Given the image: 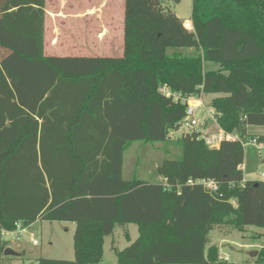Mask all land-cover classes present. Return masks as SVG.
<instances>
[{"label": "trees", "instance_id": "trees-1", "mask_svg": "<svg viewBox=\"0 0 264 264\" xmlns=\"http://www.w3.org/2000/svg\"><path fill=\"white\" fill-rule=\"evenodd\" d=\"M44 6L0 0V231L74 224V260L38 264H98L104 238L128 224L138 238L115 250L117 264H264V247L232 262L210 245L213 230H264V181L241 185L238 141L209 148L186 132L176 140L181 157L166 155L155 170L163 182L122 176L132 144L168 143L181 127L186 106L162 87L216 95L218 128L240 139L264 127V0H192L193 31L166 0H124L120 58L45 56ZM204 62L219 68L203 71ZM255 233L242 237H264ZM6 248L0 240V264L11 258Z\"/></svg>", "mask_w": 264, "mask_h": 264}, {"label": "rangeland", "instance_id": "rangeland-1", "mask_svg": "<svg viewBox=\"0 0 264 264\" xmlns=\"http://www.w3.org/2000/svg\"><path fill=\"white\" fill-rule=\"evenodd\" d=\"M59 4H55V0H47L46 9L62 8L67 10L69 5L73 8L85 7L87 4L97 5L101 0H59ZM88 1V3H87ZM170 10L182 21H190L192 11V0H166ZM69 4V5H67ZM123 5L124 0H107L106 14L113 17V27L119 30L116 33L117 41L120 47V53H115L110 48L103 50L101 55L105 56H120L123 46ZM113 6V7H112ZM111 10V11H109ZM108 22V17L106 19ZM110 27V26H108ZM48 28V27H47ZM111 28V27H110ZM109 28V29H110ZM113 35V34H112ZM47 37H49V28L47 29ZM183 55H195L193 49L180 50ZM61 52V51H60ZM62 53V52H61ZM46 55H67L57 52H50L45 49ZM71 54V53H69ZM75 55H78L74 53ZM219 66L215 63L204 62L203 71L217 70ZM216 95L205 94L202 96L203 101L201 108L198 111L197 118L199 120L204 117V107L211 111L209 104ZM215 123V122H213ZM211 124L214 127L215 124ZM210 126H205L202 130L208 131ZM184 131L180 128L178 133L172 135V139L164 144H133L123 156V178L126 180L136 178L150 183H159V177L155 176L157 166L162 162L163 158L168 155L170 158L179 159L181 157V149L176 143L178 137ZM264 134V127H249L247 129V141L250 138L257 139L258 136ZM244 162L241 167L243 171L244 181H264L260 177L264 173V165L261 162V156L264 154L262 148L255 143H246L244 146ZM249 233L240 234L232 233L226 234L221 231L213 230L209 234L211 245H216L219 248L220 255L228 258L232 262H241L249 259V253L258 251L259 248L264 247V237L260 238H243L242 236H249L261 233L262 229L249 227ZM253 231V232H251ZM30 232L34 234V239L37 240L36 246L32 245L30 236L27 233L22 234V239L11 240L9 237H4L3 241L7 242L8 247L19 253L18 257H11L3 262V264H38V259H55V260H74L73 251V234L74 227L72 223L67 222H45L37 221L34 223ZM127 233L132 238V241L138 236V231L135 225L117 226L113 233L104 239L103 257L100 264H116V255L112 247L118 250L126 247L130 242L127 238ZM224 258V257H223Z\"/></svg>", "mask_w": 264, "mask_h": 264}, {"label": "crops", "instance_id": "crops-1", "mask_svg": "<svg viewBox=\"0 0 264 264\" xmlns=\"http://www.w3.org/2000/svg\"><path fill=\"white\" fill-rule=\"evenodd\" d=\"M106 1L107 0H101L99 3H97L96 6L93 4H87V6L85 7L83 6V7L73 8L72 6L67 4L69 5V8L67 10H63L62 8H53L52 10H47L46 9L47 0H45V6H44L45 19H44V34H43L44 55L54 56V55L45 54V49L47 48L49 49L50 52L67 54V55H60L54 57L120 58L123 54V46H122V53L120 56L101 55L103 50L106 49L107 47L110 48V50L112 49L113 52L115 53L118 54L120 53L119 51L120 47L117 41L118 39L117 37H115L116 36L115 34L118 33L119 30L113 27L112 15L110 14L108 16L106 14L107 13L105 10ZM59 3H60L59 0H55V4H59ZM123 9H124V5H123ZM107 17H108V22L106 21ZM108 26H110L111 28ZM47 27L49 28V37H47V29H48ZM74 53L78 55H75ZM211 124L212 123H209L208 126L211 127ZM213 124H215L214 127H211V129H209L208 131L206 130L204 131L208 133L216 131L218 129V126L216 123ZM122 176H123V165H122ZM159 179L160 182H163L161 178ZM73 227L75 229L74 224ZM261 234H264V230L263 232H261ZM126 235L130 243L134 242L138 238L137 236L136 239L132 241V238L129 236V233H127ZM112 250L115 253V250L118 249L112 247ZM219 257L220 258L224 257L223 259L226 260L228 259L226 255L222 257L220 253H219ZM101 261L98 264H100ZM115 263L117 264V258Z\"/></svg>", "mask_w": 264, "mask_h": 264}, {"label": "built area", "instance_id": "built-area-1", "mask_svg": "<svg viewBox=\"0 0 264 264\" xmlns=\"http://www.w3.org/2000/svg\"><path fill=\"white\" fill-rule=\"evenodd\" d=\"M183 26L188 31H193V27L191 22L185 21L183 22ZM159 91L164 94L167 97L173 98L174 101H180L182 102L186 108H185V116L181 123V127L186 132H199V138L202 139L205 144L209 148H217L221 142L223 141H238L242 146H244L246 143H255L264 151V144L260 143L255 140L254 138H250L249 141L240 139L238 135H233L226 133L225 131L221 129H217L214 132L208 133L202 130L203 127L208 126L209 123H216L215 120V114L214 112L207 111L204 107V117L203 119L199 120L197 118L198 111L203 108V103L201 101V98L190 96V97H182L179 94L171 93L167 88L162 87L159 89ZM179 128V130H180ZM178 130V131H179ZM178 131L171 133L176 134ZM262 179H264V173L260 175ZM189 185L197 184L201 185L205 190L209 191L211 194L218 191V186L214 181L211 180H197V181H188ZM244 180L241 182V185L243 186ZM31 227H22L20 223L15 224V229L13 231H0V240H3L4 237H9L11 240H19L22 239V234L27 233L30 236V240L32 245L36 246L38 244L37 240L34 239V234L30 232Z\"/></svg>", "mask_w": 264, "mask_h": 264}, {"label": "water", "instance_id": "water-1", "mask_svg": "<svg viewBox=\"0 0 264 264\" xmlns=\"http://www.w3.org/2000/svg\"><path fill=\"white\" fill-rule=\"evenodd\" d=\"M257 251H253V252H250L249 253V257L250 258H254L256 255H257ZM4 256L8 257V256H11V257H18L19 256V253L15 252L14 250H12L11 248H6L4 253H3Z\"/></svg>", "mask_w": 264, "mask_h": 264}]
</instances>
